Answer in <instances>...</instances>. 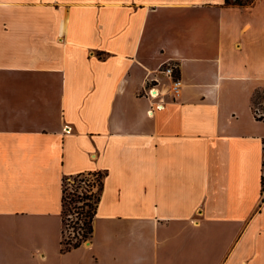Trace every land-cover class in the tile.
Returning a JSON list of instances; mask_svg holds the SVG:
<instances>
[{"label":"crops","instance_id":"obj_1","mask_svg":"<svg viewBox=\"0 0 264 264\" xmlns=\"http://www.w3.org/2000/svg\"><path fill=\"white\" fill-rule=\"evenodd\" d=\"M257 90L264 0H0V264H264ZM98 172L62 252L63 182Z\"/></svg>","mask_w":264,"mask_h":264},{"label":"trees","instance_id":"obj_2","mask_svg":"<svg viewBox=\"0 0 264 264\" xmlns=\"http://www.w3.org/2000/svg\"><path fill=\"white\" fill-rule=\"evenodd\" d=\"M227 4H229L230 0H226ZM261 91V90H257ZM256 91V92H257ZM255 92V93H256ZM264 92V91H262ZM253 95V98L255 96ZM252 98V108L255 114V118L259 121H264V118L257 115L256 109L253 105ZM73 177L74 186L72 187V198H70V204L73 203H81V206H74L75 212L79 218L78 221L82 219L81 222L83 227H78L82 230V234H78L75 238L74 242L66 240L64 237V229H65V218L64 213L67 207V193L66 188L63 184L62 189V222H63V239L61 242V251L66 252L74 248H78L83 242L82 240L90 239L93 233V219L96 215L98 204L100 202L101 193L103 191V174L98 173H88V174H79ZM71 178V177H70ZM65 181V180H64ZM97 187V191H94L93 188ZM262 187L264 189V161H263V176H262ZM80 189L81 194H80ZM84 190V191H83ZM81 216V217H80ZM80 237V238H79Z\"/></svg>","mask_w":264,"mask_h":264},{"label":"rangeland","instance_id":"obj_3","mask_svg":"<svg viewBox=\"0 0 264 264\" xmlns=\"http://www.w3.org/2000/svg\"><path fill=\"white\" fill-rule=\"evenodd\" d=\"M235 3L242 4L243 2H249L250 0H234ZM253 105L256 109L257 115L261 116V118H264V92L257 91L255 93V96L253 98ZM66 193H67V207L65 209L64 218H65V229H64V237L66 240H69L71 242H74L76 240V236L80 233L82 234V230L78 227H83L81 222L83 221V217L81 220H77L79 216L77 215V212H75L74 206H81V203H73L70 204V198H72V187L74 186L73 177H67L65 178V181L63 182ZM80 189V194H81ZM94 191H97V187L93 188ZM84 191V190H83ZM81 217V216H80ZM64 228V227H63ZM79 236V235H78ZM80 238V237H79ZM89 239L82 240L81 242L87 243ZM82 243V244H83Z\"/></svg>","mask_w":264,"mask_h":264},{"label":"built area","instance_id":"obj_4","mask_svg":"<svg viewBox=\"0 0 264 264\" xmlns=\"http://www.w3.org/2000/svg\"><path fill=\"white\" fill-rule=\"evenodd\" d=\"M159 73L165 76L169 80L168 85H164L166 87L165 90L158 89L157 85H148L144 96L152 99L153 104L148 111V114L151 116L157 110H161L164 108L163 102H155L156 99L160 98L164 93L171 96L173 101L177 100L180 97L181 91V80L175 76V66L172 64H167L159 69Z\"/></svg>","mask_w":264,"mask_h":264}]
</instances>
